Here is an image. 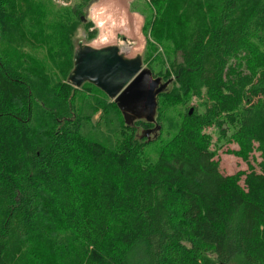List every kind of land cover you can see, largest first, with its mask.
Returning a JSON list of instances; mask_svg holds the SVG:
<instances>
[{
    "label": "trees",
    "instance_id": "16d2710c",
    "mask_svg": "<svg viewBox=\"0 0 264 264\" xmlns=\"http://www.w3.org/2000/svg\"><path fill=\"white\" fill-rule=\"evenodd\" d=\"M87 1L48 23L50 0H0V264H264V0H152V36L181 63L161 78L178 86L158 96L151 141L155 125L127 126L93 85L101 96L75 101L71 35ZM44 43L63 80L27 73ZM171 93L202 112L187 108L151 162ZM210 127L246 172L220 173Z\"/></svg>",
    "mask_w": 264,
    "mask_h": 264
},
{
    "label": "rangeland",
    "instance_id": "374dc122",
    "mask_svg": "<svg viewBox=\"0 0 264 264\" xmlns=\"http://www.w3.org/2000/svg\"><path fill=\"white\" fill-rule=\"evenodd\" d=\"M82 1L50 0L49 6L53 7L57 14H51L47 18L48 23H54L52 22L54 15H58L55 21L62 19L63 15L73 11ZM153 7L152 0H89L81 12L82 23H76L71 35L72 44L76 45L77 42H81L95 48L114 44L118 46L120 53L127 57L141 54L142 66L150 69L163 81L167 76L174 79L173 66L176 67L181 63L180 54L176 51L174 44L168 40L159 42L152 36V23L155 19ZM29 58L33 64L31 70L27 72L29 75L45 81L54 78L63 80L58 54L48 43L40 45ZM177 86L173 84L168 88L170 87L169 90L172 91ZM91 87L89 84H84L75 89L77 90L75 101L79 102L91 94L100 95ZM168 94L160 99L158 111L163 126L160 138L147 144L142 153L144 158L151 162L157 158L161 146L176 135L187 108L197 106L198 111L202 112L201 98L192 95L187 97L180 95L177 98L172 96V93ZM99 114L93 117L94 121L98 120ZM137 133L140 134V130ZM203 134L206 138L210 137L209 149L214 152V159L219 161L221 174L231 176L247 171V163L228 153L229 150H237L236 144H217L216 130L212 127L205 129ZM154 135V132L151 133L150 138ZM258 156L257 153H253L248 160L255 169L260 162ZM240 183L242 184V181Z\"/></svg>",
    "mask_w": 264,
    "mask_h": 264
},
{
    "label": "water",
    "instance_id": "95a60500",
    "mask_svg": "<svg viewBox=\"0 0 264 264\" xmlns=\"http://www.w3.org/2000/svg\"><path fill=\"white\" fill-rule=\"evenodd\" d=\"M67 83L78 89L89 83L116 104L127 126L135 121L155 125L143 136L147 141L156 139L160 126L156 124L158 96L165 92L171 80L163 82L142 66V55L127 57L118 46L95 48L77 42L73 53V68ZM192 109L189 110V115ZM154 136L150 138V134Z\"/></svg>",
    "mask_w": 264,
    "mask_h": 264
}]
</instances>
